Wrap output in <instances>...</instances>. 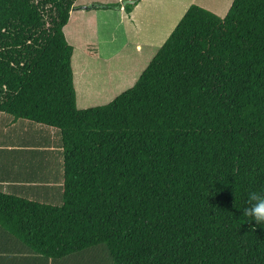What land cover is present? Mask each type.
Instances as JSON below:
<instances>
[{
    "label": "trees",
    "instance_id": "16d2710c",
    "mask_svg": "<svg viewBox=\"0 0 264 264\" xmlns=\"http://www.w3.org/2000/svg\"><path fill=\"white\" fill-rule=\"evenodd\" d=\"M78 1L0 0V112L61 150L32 174L61 185L0 193V225L47 264H264L243 211L264 191V0L192 6L132 88L83 110L64 31Z\"/></svg>",
    "mask_w": 264,
    "mask_h": 264
},
{
    "label": "rangeland",
    "instance_id": "374dc122",
    "mask_svg": "<svg viewBox=\"0 0 264 264\" xmlns=\"http://www.w3.org/2000/svg\"><path fill=\"white\" fill-rule=\"evenodd\" d=\"M138 1L103 0L97 4L100 12L74 16L65 30L76 50L73 71L79 109L107 105L132 88L186 12L203 4L202 0ZM86 2L90 0H79V5ZM232 2H205L202 8L224 18ZM224 3L228 9L219 10ZM92 15L95 17L89 21ZM75 26L78 29L72 28Z\"/></svg>",
    "mask_w": 264,
    "mask_h": 264
},
{
    "label": "crops",
    "instance_id": "0c3cea01",
    "mask_svg": "<svg viewBox=\"0 0 264 264\" xmlns=\"http://www.w3.org/2000/svg\"><path fill=\"white\" fill-rule=\"evenodd\" d=\"M101 1L103 0H90V3L86 2L87 4L82 5H79L78 1L71 12L69 24L65 27L64 31L68 28L74 16H81V18H84L83 16L88 15L92 11L98 12L100 6L97 4H100ZM212 1L216 0H202V7L205 2ZM225 3L228 4L227 1ZM101 5H105V3L103 2ZM139 5L137 7H139ZM225 5L219 10L226 11L228 5H226V9ZM94 17L95 16L92 15L87 19L91 21ZM84 20L81 21L82 24ZM72 28L78 29L77 26ZM72 65H75L73 61ZM75 73L77 74L76 71ZM28 149L30 154H27ZM46 149L49 152L48 154L43 152ZM60 151L58 138L52 131L45 132L44 129L37 124L17 118L14 119V117L5 112H0V193L24 199H32L37 202V198L43 197V200L49 198L47 196L50 195V191H52L50 189L54 186L61 185L60 182H58L59 180L55 179L57 176L48 177L50 180H47V184L43 186L45 182H42V179L34 178L32 174L39 175L45 173L42 169L37 167L39 157L40 161H43L44 156L54 160L55 156H57ZM29 165H34L37 172L28 173ZM50 170H52V168H50ZM30 180L33 182V187L40 182L45 188L40 191L30 189ZM0 264H47V262L45 256L36 253L33 248H30L26 244V240L14 236L10 231L5 230L0 225ZM48 264H52V262L49 261Z\"/></svg>",
    "mask_w": 264,
    "mask_h": 264
},
{
    "label": "clouds",
    "instance_id": "9594fccd",
    "mask_svg": "<svg viewBox=\"0 0 264 264\" xmlns=\"http://www.w3.org/2000/svg\"><path fill=\"white\" fill-rule=\"evenodd\" d=\"M244 216L251 217L257 224L264 226V191L251 192L248 197V207Z\"/></svg>",
    "mask_w": 264,
    "mask_h": 264
}]
</instances>
